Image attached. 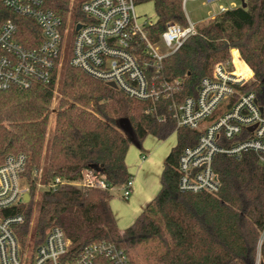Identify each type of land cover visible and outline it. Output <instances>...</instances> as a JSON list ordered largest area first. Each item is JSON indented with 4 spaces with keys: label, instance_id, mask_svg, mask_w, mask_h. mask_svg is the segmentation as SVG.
Listing matches in <instances>:
<instances>
[{
    "label": "trees",
    "instance_id": "1",
    "mask_svg": "<svg viewBox=\"0 0 264 264\" xmlns=\"http://www.w3.org/2000/svg\"><path fill=\"white\" fill-rule=\"evenodd\" d=\"M43 2L45 9L60 16L68 12L69 0ZM134 2L153 4L156 20L145 27L151 42L167 23L186 25L180 0ZM245 4L244 9L198 24L196 35L164 58L163 78L180 83L179 99L194 96L200 80L210 74L214 64L227 59L230 48L239 51L256 81L264 79V0H245ZM7 20L16 25L24 47L38 45L36 24L0 3V24ZM55 85L53 80L28 89L0 90V165L8 155H25L32 197L37 182L31 175L34 170H41L44 187L56 178L64 182L55 192H41L33 228L29 227L30 204L17 211L25 216L17 230L21 244L31 233L38 245L46 231L57 226L70 240L73 255L105 242L126 251L130 258L129 251L157 240L163 248L158 264H254L264 229V162L259 163L253 154H245L239 161L217 156L214 170L220 190L215 194L182 193L177 186L178 157L197 135L174 130L166 102L131 99L68 64L61 70L53 107ZM121 119L129 123L130 134L120 129ZM171 134L176 136V146L163 161L157 194L129 227L119 231L110 208V191L131 178L125 164L129 147L140 146L149 136L165 140ZM86 170L103 179L108 189L75 188L72 183ZM260 253L264 264V244Z\"/></svg>",
    "mask_w": 264,
    "mask_h": 264
},
{
    "label": "built area",
    "instance_id": "2",
    "mask_svg": "<svg viewBox=\"0 0 264 264\" xmlns=\"http://www.w3.org/2000/svg\"><path fill=\"white\" fill-rule=\"evenodd\" d=\"M65 16L45 9L43 0H0L3 7L32 21L39 30L36 47H24L16 25L0 24V90L28 89L36 83L57 80L65 55L68 65L87 76L112 83L115 90L140 102H166L176 130L196 133V141L185 147L177 162L178 190L191 194H215L221 181L214 170L217 156L239 161L253 154L264 162V79L256 81L240 53L230 48L228 57L213 65L200 80L194 96L179 99L180 83L163 78L162 62L196 35L198 24L187 21L184 7L188 1L217 4L208 20L241 8L226 0H180L185 26L167 23L155 42L145 27L137 25L134 0H71ZM245 3V0H243ZM72 16V17H69ZM78 28V29H77ZM31 42L35 36L30 37ZM26 156L11 154L0 165V264H133L126 251L109 243L85 247L79 254L70 252L71 242L63 230L50 227L42 242L35 245L30 235L21 244L17 230L25 222L24 209L32 201L25 175ZM41 170L33 171L38 186L55 192L64 182L56 178L40 183ZM75 188L107 190L106 182L86 170L72 183ZM123 187L126 201L133 189L132 179ZM28 199L25 200V197ZM264 229L259 236L254 264H260Z\"/></svg>",
    "mask_w": 264,
    "mask_h": 264
},
{
    "label": "rangeland",
    "instance_id": "3",
    "mask_svg": "<svg viewBox=\"0 0 264 264\" xmlns=\"http://www.w3.org/2000/svg\"><path fill=\"white\" fill-rule=\"evenodd\" d=\"M238 0H226V1H221L223 4H231V3H237ZM71 3H73V6H75L76 2H72L69 0V5L68 8L71 7ZM217 8V4H210V5H203L201 1L193 2V1H188L185 4L184 7V17L187 21H190L192 23L196 24H201L205 25L210 23L212 20H208L209 14L212 12H215ZM135 14L137 16V25L142 27L144 24H149V23H154L156 20L155 12H154V7L152 3H144V4H138L135 5ZM72 17V16H69ZM68 64V57L65 55L63 59V63L61 65V68L59 70V75L56 80V85L54 89V97H53V107H55L58 99V90L60 86V74L61 70L63 69L64 65ZM53 126V120L51 118L50 125H49V131L52 130ZM145 144L149 145L147 150L151 149H159V152L161 151L163 154L165 150H168L167 155L171 148L176 146V136L175 134H171L167 139L165 140H158L154 137H147L144 140V143L142 146H145ZM145 149V147H142V150ZM134 152H139L144 155L145 154L141 149H138L136 146H130L128 151ZM127 151V152H128ZM130 154V153H129ZM159 154V153H158ZM166 155V156H167ZM138 157V155H137ZM129 158V155H128ZM166 158V157H165ZM163 165V164H162ZM138 167V164L136 165V168ZM132 178H134V173H132ZM39 182H36L34 186V195H33V201L30 203V224L29 227L30 229L33 228L34 221L36 218V213H37V206L40 201V195L41 192L44 190L42 187L38 186ZM134 189V187H133ZM122 191L123 187H118L114 188L110 191V194L112 196L110 206L113 207L115 206L116 208H120L123 211L124 206L128 203L131 197H129L126 201L122 200ZM119 211V210H118ZM123 216V213L118 216V218H121ZM126 221V220H125ZM125 221L122 220L121 222L118 223V227L124 226ZM121 229V228H120ZM31 236V233H30ZM28 238V237H27ZM32 240V236L29 238ZM163 248L161 244L157 240H153L149 242L146 245L137 247L136 249L129 251L130 253V259L135 263V264H158L157 263V257L162 253ZM256 259V258H255ZM261 255H260V261H261Z\"/></svg>",
    "mask_w": 264,
    "mask_h": 264
},
{
    "label": "crops",
    "instance_id": "4",
    "mask_svg": "<svg viewBox=\"0 0 264 264\" xmlns=\"http://www.w3.org/2000/svg\"><path fill=\"white\" fill-rule=\"evenodd\" d=\"M142 144L138 146V149L142 150V147H145L142 151L147 155L134 152V150H132L131 152L128 151L125 157L127 171L131 176L134 187L130 195V200L124 206L123 211L121 210V207L116 208L115 206L113 207V205L112 207L110 206L115 217L117 227L119 222L126 220L124 226L118 227L121 232L134 222L136 217L145 209V207L157 194L160 187L159 179L162 164L169 150H165V152L161 154L162 152H159V149L147 150L149 145L145 144V146H142ZM137 164L138 167L136 168ZM132 173H134V178H132ZM122 213L123 216L118 218V216Z\"/></svg>",
    "mask_w": 264,
    "mask_h": 264
},
{
    "label": "water",
    "instance_id": "5",
    "mask_svg": "<svg viewBox=\"0 0 264 264\" xmlns=\"http://www.w3.org/2000/svg\"><path fill=\"white\" fill-rule=\"evenodd\" d=\"M245 7H246V4L243 2V0H241V8L244 9ZM106 86L111 88V89H114V90L116 89L114 84H112V83H107ZM118 124H119L120 129L123 132L130 134V126H129V123L127 122V120L121 119V120H119ZM27 199H28V196L25 197V200H27ZM260 264H262V263H260Z\"/></svg>",
    "mask_w": 264,
    "mask_h": 264
}]
</instances>
